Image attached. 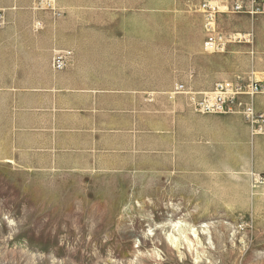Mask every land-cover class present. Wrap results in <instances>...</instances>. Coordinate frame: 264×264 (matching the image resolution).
I'll use <instances>...</instances> for the list:
<instances>
[{
	"label": "crops",
	"instance_id": "0c3cea01",
	"mask_svg": "<svg viewBox=\"0 0 264 264\" xmlns=\"http://www.w3.org/2000/svg\"><path fill=\"white\" fill-rule=\"evenodd\" d=\"M203 1L53 0L54 10H43L36 0H0V145L8 160L88 176L231 180L257 136L241 116L198 113L172 93L177 83L199 90L243 78L254 64L238 53L243 45L204 49ZM216 1L226 37L221 10L250 5ZM57 50L70 51L59 69L51 64ZM252 102L264 111L262 93Z\"/></svg>",
	"mask_w": 264,
	"mask_h": 264
},
{
	"label": "rangeland",
	"instance_id": "374dc122",
	"mask_svg": "<svg viewBox=\"0 0 264 264\" xmlns=\"http://www.w3.org/2000/svg\"><path fill=\"white\" fill-rule=\"evenodd\" d=\"M260 1L262 12L252 17L245 5L241 13L221 12L226 36L253 27L251 43L231 41L225 49L243 45L238 53L254 64L248 61L242 77L260 80L264 95ZM2 149L0 264H264V184H250V173H264V135L242 148L245 168L213 185L44 170L32 161L8 160Z\"/></svg>",
	"mask_w": 264,
	"mask_h": 264
},
{
	"label": "built area",
	"instance_id": "2783aa9c",
	"mask_svg": "<svg viewBox=\"0 0 264 264\" xmlns=\"http://www.w3.org/2000/svg\"><path fill=\"white\" fill-rule=\"evenodd\" d=\"M249 7L247 13L253 15L261 13L260 0H247ZM216 0H205L200 3L199 11L202 14V26L205 33L203 43L207 52H222L227 42L236 41L251 43V33L235 36H223L217 31L216 16L220 12ZM36 9L54 10L53 0H36ZM225 11V10H224ZM223 11V12H224ZM231 13L244 12V5L235 2L231 6ZM5 23L3 10L0 9V27ZM70 54L68 50L55 51L51 64L59 69L65 65V58ZM262 91L260 80L237 77L234 81H215L208 89L194 90L177 83L172 93H182L186 95L187 102L191 109L198 113H217V114H237L242 117L247 124L251 136L264 135V112L255 108L252 98ZM251 187H259L264 184V173H250Z\"/></svg>",
	"mask_w": 264,
	"mask_h": 264
},
{
	"label": "bare ground",
	"instance_id": "6f19581e",
	"mask_svg": "<svg viewBox=\"0 0 264 264\" xmlns=\"http://www.w3.org/2000/svg\"><path fill=\"white\" fill-rule=\"evenodd\" d=\"M178 224H179L178 222H175L173 225L176 226V225H178ZM191 229H192V228H191ZM192 231H193V229H192ZM194 231H195V229H194ZM180 233L183 234L184 232L181 231ZM168 236H169V234H168ZM172 236H173V235H172ZM172 238H174V239L176 238V239H177V237H174V236H173ZM184 239H185V238H184ZM171 240H173V239H171V236H170V241H171Z\"/></svg>",
	"mask_w": 264,
	"mask_h": 264
}]
</instances>
